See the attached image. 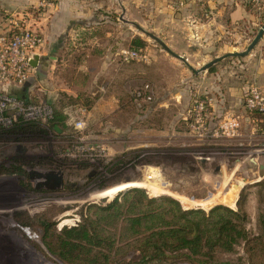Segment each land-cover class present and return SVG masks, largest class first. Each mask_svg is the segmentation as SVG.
<instances>
[{"label":"rangeland","instance_id":"obj_1","mask_svg":"<svg viewBox=\"0 0 264 264\" xmlns=\"http://www.w3.org/2000/svg\"><path fill=\"white\" fill-rule=\"evenodd\" d=\"M255 11L259 29L264 11ZM104 15L114 23L110 38L119 42L113 47V67L123 68L128 75L111 94L116 101L108 98L112 71L96 58V43L89 40L87 53L66 45L53 52L57 60L47 55L40 68L30 72L33 79L29 76L21 85L29 83L35 96L27 103L48 104L53 113L64 117L63 124L51 127L49 122H35L22 132L0 126L8 129L0 130V264H68L48 250L53 235L90 216L92 206L109 203L132 188L143 189L152 198H173L184 210L207 212L215 206L241 210L249 237L262 233L264 120L241 123L234 136L207 141L196 140L185 121L196 96L206 99L213 123L224 119L226 114L220 119L211 116L213 88L235 83L239 64L260 41L243 57L201 68L227 53L245 51L258 29L249 40L244 34L228 38L225 47H193L196 51L187 50L188 60L120 10ZM149 35L186 60L192 70ZM125 50H141L145 60L124 61ZM208 53L211 58L206 59ZM138 92L144 97L136 101ZM240 112L247 115L244 109ZM75 146L93 148L95 154L77 156ZM49 173L61 176L59 187L37 178ZM103 191L118 192L97 197ZM253 245L254 252L248 255V247L240 242L209 264H264V245ZM129 256L118 264H137L138 259ZM175 264L198 263L182 257Z\"/></svg>","mask_w":264,"mask_h":264},{"label":"crops","instance_id":"obj_2","mask_svg":"<svg viewBox=\"0 0 264 264\" xmlns=\"http://www.w3.org/2000/svg\"><path fill=\"white\" fill-rule=\"evenodd\" d=\"M106 2L0 0V37L8 35L14 28L30 29L41 35L43 44L37 53L38 62L36 67L32 68V72L40 68L47 55L57 60L53 52H61L66 45L79 47L81 51L87 53L88 48H85V45L92 40L98 49L95 50L96 58L108 63L112 71L107 84H110L108 98L116 101L111 94L115 92L117 82H124L128 75L123 68L118 71L113 67L115 57L113 47L119 45V42L110 38L113 33L109 29H113L114 23L104 15L109 11L116 13L120 10L123 16L137 20L143 28L153 30L171 50L180 55H187L188 60L190 57L187 50H195L193 47L204 49L213 45L225 47L228 38L232 39L242 34L249 40L251 33L253 34L259 27L256 11L249 6L247 0H106ZM41 3H45V6L40 7ZM90 33H93L94 37ZM88 56L86 55V58ZM209 58L210 53L206 56V59ZM239 67L235 83L221 84L213 88L214 94L210 95L211 116L219 119L223 114H226L224 118L235 117L239 120V126L247 122L256 124L257 119L243 115L240 109H243V93L250 84H255L264 91V35L249 56L243 58ZM33 76L34 74L30 76L31 79ZM28 84L24 86L0 84V91L27 101V98L35 97ZM42 91L51 95L47 89ZM172 95L171 93L170 99ZM218 97L220 103L217 101Z\"/></svg>","mask_w":264,"mask_h":264},{"label":"trees","instance_id":"obj_3","mask_svg":"<svg viewBox=\"0 0 264 264\" xmlns=\"http://www.w3.org/2000/svg\"><path fill=\"white\" fill-rule=\"evenodd\" d=\"M33 123L19 121L8 129L22 132ZM63 123L64 117L54 112L51 127ZM131 187L137 186L128 188ZM116 192L103 191L97 197ZM246 223L247 217L241 210L224 206L207 212L184 210L173 198H152L145 190L132 188L109 203L92 206L90 216L55 233L46 246L68 264H118L123 263L126 255H130V260L137 258V264H175L182 257L209 264L218 253H230L240 242L248 247V255L254 252L253 244L264 245V217L259 221L262 233L253 238L248 235Z\"/></svg>","mask_w":264,"mask_h":264},{"label":"built area","instance_id":"obj_4","mask_svg":"<svg viewBox=\"0 0 264 264\" xmlns=\"http://www.w3.org/2000/svg\"><path fill=\"white\" fill-rule=\"evenodd\" d=\"M252 8L264 11V0H247ZM45 6L41 3L40 7ZM43 39L41 35L30 29L14 28L6 36L0 37V84H15L21 86L26 83L32 67L30 60L37 55ZM122 59H142L141 50H125L121 52ZM136 101L144 96L135 94ZM243 109L247 116L258 115L264 119V91L255 84H250L242 96ZM208 103L205 98L196 96L187 112L186 122L190 133L198 141L232 137L237 133L239 121L235 117H225L213 123L207 111ZM52 108L45 103H27L15 96L0 91V126H12L23 122H50L53 120ZM80 123H78V126ZM77 156L91 157L94 149L87 146H75Z\"/></svg>","mask_w":264,"mask_h":264},{"label":"water","instance_id":"obj_5","mask_svg":"<svg viewBox=\"0 0 264 264\" xmlns=\"http://www.w3.org/2000/svg\"><path fill=\"white\" fill-rule=\"evenodd\" d=\"M128 23H130V22H128ZM130 24L132 26H134L135 28L141 30L136 24H134V23H130ZM263 34H264V23L258 29L255 37L250 42V44L247 46V48L245 49V51L240 52V53L239 52H230V53H227V54H225V55H223L221 57L215 58L214 60H212L208 64L204 65L201 68V71L208 70L212 65H214L215 63L221 61L222 59L230 58V57H232V58L233 57L234 58H238V57H243V56L247 55L256 46V44L260 41V39L262 38ZM149 37L152 38L154 41H156L167 53H169L170 55H172L176 59H178L181 62H183L186 66H188L186 60H184L181 56H178V55L174 54L160 39L156 38L153 35H149ZM37 62H38V56L37 55H33L32 58H31V60H30V66L32 68L36 67ZM37 178L38 179H46V181H49V182H50V180L53 181L54 182V184H53V187L54 188L55 187H59L60 186V183H61V180H62V178H61L60 175H55V174H52V173H49V174H40L39 176H37Z\"/></svg>","mask_w":264,"mask_h":264}]
</instances>
